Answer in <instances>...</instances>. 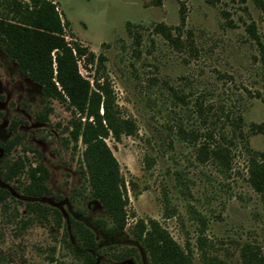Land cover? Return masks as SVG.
Here are the masks:
<instances>
[{
  "label": "rangeland",
  "instance_id": "rangeland-1",
  "mask_svg": "<svg viewBox=\"0 0 264 264\" xmlns=\"http://www.w3.org/2000/svg\"><path fill=\"white\" fill-rule=\"evenodd\" d=\"M50 1L66 40L103 56L97 74L135 125L132 135L105 138L125 185L126 225L111 236L95 229L94 250L72 236V219H108L89 193L85 145L72 135L78 115L52 99L38 121L40 87L0 47V142L16 139L9 154L0 150V188L10 193L0 203V264H89V253L91 264H148L131 234L140 219L156 220L192 264H240L246 243L264 254V197L247 181L248 157L264 158V0ZM217 146L228 148L227 162L211 156ZM14 160L40 166L49 194L23 193L25 173L3 180ZM33 201L56 208L59 225L52 213L26 222ZM127 247L138 256H114Z\"/></svg>",
  "mask_w": 264,
  "mask_h": 264
},
{
  "label": "trees",
  "instance_id": "trees-1",
  "mask_svg": "<svg viewBox=\"0 0 264 264\" xmlns=\"http://www.w3.org/2000/svg\"><path fill=\"white\" fill-rule=\"evenodd\" d=\"M4 7L5 14H0V47L6 57L14 62L18 72L40 87L45 103L43 109L35 114L36 119L47 121L51 111L48 102L52 99L78 115L72 120V135L85 145L83 159L89 193L100 203L108 219L96 218L93 226L72 219L71 233L80 246L94 250L97 246L95 229L111 236L123 231L126 225L125 185L105 138L111 136L118 140L121 135H132L135 125L131 119L119 115L110 86L97 74L103 64V56H96L78 40H66L64 22L52 1L5 0ZM181 18L183 20L182 15ZM159 27L170 39L168 31L162 25ZM250 32L255 36L252 29ZM79 64L93 71L91 79L80 73ZM9 128L15 131L14 121ZM14 145L15 138L0 142V150L5 155L9 154ZM210 154L227 162L229 150L217 146L210 149ZM24 173L28 180L20 184L23 193L29 196L49 194L40 166L25 170L20 160L5 161L2 166L3 180L19 179ZM247 181L254 191L264 197V158L256 154L248 157ZM7 197H10V193L0 188V203ZM25 209L30 215L26 222L47 221L52 213L55 223H60L61 215L56 208L33 201L26 202ZM131 234L146 255L148 264H192L190 250L183 249L156 220H138ZM114 256L117 259L137 257V248H124ZM240 259V264H264V254L249 243L242 246ZM85 260L91 264L94 257L89 253Z\"/></svg>",
  "mask_w": 264,
  "mask_h": 264
}]
</instances>
